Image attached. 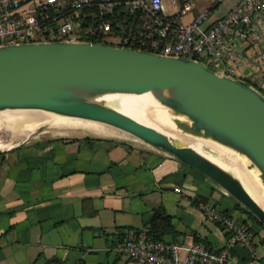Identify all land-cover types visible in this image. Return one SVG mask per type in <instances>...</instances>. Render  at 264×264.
<instances>
[{
    "label": "crops",
    "instance_id": "0c3cea01",
    "mask_svg": "<svg viewBox=\"0 0 264 264\" xmlns=\"http://www.w3.org/2000/svg\"><path fill=\"white\" fill-rule=\"evenodd\" d=\"M192 1L180 12L168 0V16L188 23L207 10L209 26L239 0ZM260 16L225 35L213 67L234 68L233 78L264 95ZM239 205L203 174L134 138L45 130L0 153V264H132L116 244L127 232L150 230L156 209L171 219L169 230L157 227L166 241L197 238L223 249L229 236L205 216L207 206L252 227L253 248L230 247V264H264V226Z\"/></svg>",
    "mask_w": 264,
    "mask_h": 264
},
{
    "label": "water",
    "instance_id": "95a60500",
    "mask_svg": "<svg viewBox=\"0 0 264 264\" xmlns=\"http://www.w3.org/2000/svg\"><path fill=\"white\" fill-rule=\"evenodd\" d=\"M146 92L183 117L174 121L181 131L235 151L264 190V95L254 87L193 58L108 43L0 46V113L42 111L127 133L215 182L264 226V209L233 173L174 136L100 100L104 95ZM19 143H1L0 153Z\"/></svg>",
    "mask_w": 264,
    "mask_h": 264
},
{
    "label": "built area",
    "instance_id": "2783aa9c",
    "mask_svg": "<svg viewBox=\"0 0 264 264\" xmlns=\"http://www.w3.org/2000/svg\"><path fill=\"white\" fill-rule=\"evenodd\" d=\"M168 0H0V46L28 42H100L172 57L199 60L232 76L234 68L220 64L222 42L234 29L261 22L264 0H239L225 15L205 26L208 11L183 23L168 16ZM180 12L192 0H171ZM117 37L116 42L111 41ZM264 44V35L261 37ZM264 56V52L260 55ZM230 59L239 66L237 55ZM204 214L228 234L225 248L199 240L154 239L149 230L127 232L115 249L132 264H230L228 249L236 244L253 248L254 234L235 216L204 207Z\"/></svg>",
    "mask_w": 264,
    "mask_h": 264
},
{
    "label": "bare ground",
    "instance_id": "6f19581e",
    "mask_svg": "<svg viewBox=\"0 0 264 264\" xmlns=\"http://www.w3.org/2000/svg\"><path fill=\"white\" fill-rule=\"evenodd\" d=\"M100 100H103L106 104L134 117L142 123L153 126L167 135L174 136L230 171L240 180L246 191L264 209V190L258 182L254 171L244 167L238 159L237 153L215 141L197 137L178 129L174 121L176 119L183 120V117L175 115L172 111L161 105L153 97L151 92L142 94L104 95ZM52 117L54 116L42 111H12L6 113L5 116L3 115L0 119V125L10 130L15 136H20L31 132L42 124H50L51 120H53ZM80 128L99 136H122L121 134L115 133V130L111 131L109 129L98 128V125L97 127L82 126ZM203 147L209 148L211 153L206 152Z\"/></svg>",
    "mask_w": 264,
    "mask_h": 264
},
{
    "label": "rangeland",
    "instance_id": "374dc122",
    "mask_svg": "<svg viewBox=\"0 0 264 264\" xmlns=\"http://www.w3.org/2000/svg\"><path fill=\"white\" fill-rule=\"evenodd\" d=\"M167 6H168V11L170 12L172 10V8L170 7L168 1H167ZM117 40H118L117 37H112L111 38V41L116 42ZM10 112H12V111H10ZM10 112H6V113H10ZM6 113L5 112L4 113H0V119L3 117V115L5 116ZM52 118H53V120H51L50 124H43V125L35 128L31 132H28L27 134L20 135V136H15L10 130H8L4 126L0 125V144L1 143L14 144V143H17V142H21L24 139H26L29 135L34 134V133H38V132H41V131H45V130L53 132V131H57V130H61L62 129V130H65V131H72V132H76V133H90L89 131H84L80 127H82V126L97 127V125H98V128H102V129H106V130L109 129L111 131L115 130L114 131L115 133L121 134L122 136L126 135L125 137L132 138L127 133L118 131V130L112 128V127H109V126H106V125H103V124H100V123L86 121V120L77 119V118H66V117L58 118V117H55V116L52 117ZM52 122L54 123V125H53ZM68 122H70V123H68ZM77 124H78V126H77ZM67 125H69V126H67ZM71 127H73V128H71ZM203 149L206 152L211 153V150L209 148L203 147Z\"/></svg>",
    "mask_w": 264,
    "mask_h": 264
},
{
    "label": "trees",
    "instance_id": "16d2710c",
    "mask_svg": "<svg viewBox=\"0 0 264 264\" xmlns=\"http://www.w3.org/2000/svg\"><path fill=\"white\" fill-rule=\"evenodd\" d=\"M239 205V204H238ZM240 209L243 210L244 212H246L247 214H249L255 221H257L259 224H261L257 218L251 213L249 212L246 208L242 207L241 205H239ZM170 216L168 214H166L163 209H156L154 211V214L151 218V229L149 230V233L151 234V236L154 239H158V240H164L163 235H162V231L165 230H169L171 223H170ZM241 222V221H240ZM242 224H244V222H241ZM262 225V224H261ZM263 226V225H262ZM160 227L161 230H159ZM249 230L252 229V227H247ZM195 240L197 241L198 239L195 238Z\"/></svg>",
    "mask_w": 264,
    "mask_h": 264
}]
</instances>
